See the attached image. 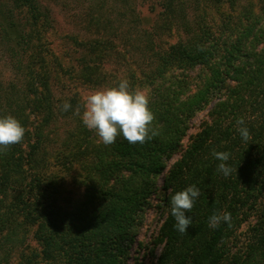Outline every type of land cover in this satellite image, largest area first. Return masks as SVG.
Listing matches in <instances>:
<instances>
[{
  "label": "trees",
  "instance_id": "1",
  "mask_svg": "<svg viewBox=\"0 0 264 264\" xmlns=\"http://www.w3.org/2000/svg\"><path fill=\"white\" fill-rule=\"evenodd\" d=\"M217 1L241 10L213 26L202 0H0V55L11 70L0 76V118L25 128L19 144L0 150V264L15 256V264H127L152 195L160 196L161 223L148 241L150 264H264V0L257 9ZM144 4L156 13L150 23ZM55 7L73 25L64 34L72 48L60 54L51 39ZM174 32L177 41L163 40ZM115 60L139 69H125L130 91L148 90L158 135L143 144L118 136L94 145L75 114L83 106L73 87L111 85L105 64ZM207 107L208 119L183 147L189 121ZM213 150L230 153V176L217 171ZM75 164L83 194L68 208L54 166ZM192 185L200 195L180 233L170 200ZM223 212L230 223L210 228L209 217Z\"/></svg>",
  "mask_w": 264,
  "mask_h": 264
},
{
  "label": "clouds",
  "instance_id": "2",
  "mask_svg": "<svg viewBox=\"0 0 264 264\" xmlns=\"http://www.w3.org/2000/svg\"><path fill=\"white\" fill-rule=\"evenodd\" d=\"M60 107L62 111H68L72 106L64 102ZM83 107L82 114L79 108L75 114L80 115L86 128L94 131L105 145L115 143L118 136H122L129 144H143L158 135L151 127L155 117L149 108L147 93L143 90L130 91L127 80H121L118 87L91 92L85 97ZM236 124L241 138L247 141L250 134L246 127H242L244 120L237 119ZM24 135L25 128L15 117L8 115L0 118V150L19 144ZM212 155L220 161L217 171L225 177L230 176L233 169L226 163L230 153L213 150ZM199 195V189L192 185L171 196L170 211L180 233H185L191 225V218L186 216V212L192 210ZM222 221L230 223L231 214H213L209 217L208 226L215 229Z\"/></svg>",
  "mask_w": 264,
  "mask_h": 264
},
{
  "label": "rangeland",
  "instance_id": "3",
  "mask_svg": "<svg viewBox=\"0 0 264 264\" xmlns=\"http://www.w3.org/2000/svg\"><path fill=\"white\" fill-rule=\"evenodd\" d=\"M258 0H241L239 4L241 6L249 5L251 4L254 9H257L258 6ZM200 6H204L203 10L206 12L204 13V20L208 23H210L213 26H216L219 24V22L222 19L230 18H236L239 14L241 8L240 6H235V10H232V8L225 2H218L217 0H202L200 3ZM141 16L144 18V20L147 23H150L153 21L154 17L156 16L155 11H150L147 4H144L141 8ZM199 12V11H198ZM229 13V14H228ZM229 16H228V15ZM53 15L55 17V28L56 31L54 34L51 35V39L53 40V49L56 54H60L63 51H66V48H72V43L69 42L68 39L64 38V34L68 32H72V21L68 18H65L62 13L59 11L57 7L54 8ZM78 28L74 27V31H77ZM178 33L174 32L173 34L163 36V40L167 43H173L177 41L178 39ZM61 47V48H60ZM122 48V47H120ZM61 49V51H60ZM124 50L125 49H121ZM127 51V50H126ZM117 61V62H116ZM124 63V65L122 64ZM127 67L132 69L135 72L139 73V69L131 64L129 60L121 61L119 63L118 60H115L114 63H107L105 64V70L108 75V77L111 79L110 83L113 85L117 80H126L127 78V70H125ZM0 76L3 78L8 79L11 76V70L8 67V63L6 62V59L3 55H0ZM110 84L107 85H99V86H91V85H78L73 87V91H76L77 94H79V98L81 100L82 106L84 105L85 97L90 94L91 92L102 90L106 88H111ZM136 90H143L144 92H148L147 89L144 88H137ZM208 108H205L203 111L198 112L190 121H189V127L186 132V135L184 136L182 140V145L185 147L187 142L190 140V136H192L201 125V122L203 120L208 119L207 111ZM84 110V107L81 109V114ZM62 131V127H60V132ZM92 140L93 144L96 145L98 143H102L99 141L98 136L94 131L91 130ZM177 156V155H176ZM88 161H91L90 158H87ZM54 162V158L52 159ZM165 168H168V164H164ZM54 170L59 172V175L61 177V189L59 194V202L64 207H70L73 203L76 202V200H80L82 198V186H80L78 182V178L80 173L82 171L79 169V165L75 164L71 170L62 169L58 165L54 166ZM163 173L160 171L159 175H157L159 184L162 183L163 179ZM160 196L152 195L150 199V206L145 211V224L141 230L140 234V241L141 244H134L132 250L130 251L129 258L126 260L127 264H150L152 255L149 252L148 241L150 239V234L153 231H156L161 223L160 218V208H155L158 202V199ZM154 216H159L158 220L154 218ZM255 222V217H251L246 221L244 224H242L241 228L238 232V241L239 243H244L245 240L248 238L247 235H249V227L253 225ZM27 243L30 245V247L37 249L39 247L38 243L31 237L27 238ZM159 249L157 250V252ZM15 258L10 264H15Z\"/></svg>",
  "mask_w": 264,
  "mask_h": 264
},
{
  "label": "bare ground",
  "instance_id": "4",
  "mask_svg": "<svg viewBox=\"0 0 264 264\" xmlns=\"http://www.w3.org/2000/svg\"><path fill=\"white\" fill-rule=\"evenodd\" d=\"M154 218H155V216H154ZM156 219V218H155Z\"/></svg>",
  "mask_w": 264,
  "mask_h": 264
}]
</instances>
